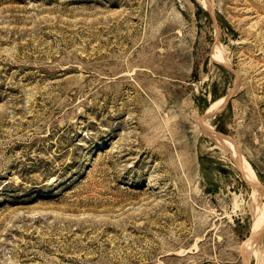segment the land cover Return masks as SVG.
<instances>
[{
  "label": "rangeland",
  "instance_id": "374dc122",
  "mask_svg": "<svg viewBox=\"0 0 264 264\" xmlns=\"http://www.w3.org/2000/svg\"><path fill=\"white\" fill-rule=\"evenodd\" d=\"M261 191L264 0H0V264H264Z\"/></svg>",
  "mask_w": 264,
  "mask_h": 264
},
{
  "label": "bare ground",
  "instance_id": "6f19581e",
  "mask_svg": "<svg viewBox=\"0 0 264 264\" xmlns=\"http://www.w3.org/2000/svg\"><path fill=\"white\" fill-rule=\"evenodd\" d=\"M217 136V135H216ZM221 138V137H220ZM220 138H219V140H220ZM225 138V137H224ZM218 140V139H217ZM221 147V146H220ZM235 153V152H234ZM252 178V177H251ZM255 183V182H254ZM253 183V184H254ZM258 183V182H257ZM257 189V188H256ZM255 189V190H256ZM259 189V188H258ZM259 193V192H258ZM260 194H263L264 195V191H261V193ZM260 214H259V219H258V228H261V226H262V224H263V221H264V203L263 204H261L260 206H259V211H258ZM262 229V228H261ZM258 231H259V229H258ZM257 234V233H256ZM256 234H254L255 236H256V238H257V235ZM253 239V238H252ZM251 239V240H252ZM257 240V239H256ZM256 240H252V241H250L249 243H246V248L244 247V251H245V253H246V250H247V248H248V250L249 249H251V248H249L252 244H253V242L255 241L256 242ZM249 252V251H248Z\"/></svg>",
  "mask_w": 264,
  "mask_h": 264
}]
</instances>
